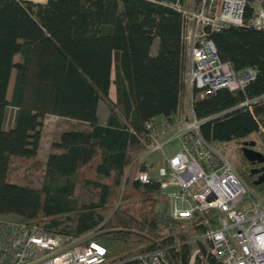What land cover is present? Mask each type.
<instances>
[{
    "label": "trees",
    "instance_id": "trees-1",
    "mask_svg": "<svg viewBox=\"0 0 264 264\" xmlns=\"http://www.w3.org/2000/svg\"><path fill=\"white\" fill-rule=\"evenodd\" d=\"M174 1L182 0H0L1 215L36 223L49 233L93 230L112 258L140 249L160 225L179 229L164 243L188 235L166 210L156 211V181L135 178L138 169L149 166L139 157L146 123L173 124L186 116L181 108L187 57ZM250 15L247 4L242 25L228 24L207 35L220 59L234 69L255 67L254 78L243 91L219 87L193 95L191 105L202 119L203 138L234 140L242 165L248 160L241 142L253 139L252 133L260 139H253L252 147L264 154V132L256 122L264 126V104H253L251 111L235 107L244 96L264 92V30L247 23ZM110 82L114 100L108 96ZM99 100L108 107L103 123L96 114ZM9 105L12 123L3 127ZM51 114L82 126L53 132L41 157L42 119ZM245 166L238 173L248 188L264 189V183H252ZM190 247L183 242L170 247L176 264H187Z\"/></svg>",
    "mask_w": 264,
    "mask_h": 264
},
{
    "label": "built area",
    "instance_id": "built-area-1",
    "mask_svg": "<svg viewBox=\"0 0 264 264\" xmlns=\"http://www.w3.org/2000/svg\"><path fill=\"white\" fill-rule=\"evenodd\" d=\"M247 4L251 7L247 23L264 30V0H194L191 9L179 1L171 4L181 15L180 39L188 60L182 72L190 88L188 119L171 131L164 124L146 123L139 157L159 151L160 164L155 177L149 169H138L135 178L143 183L156 181L167 200V214L188 235L164 243L179 229L170 231L160 225L158 234L145 240L140 249L112 258L93 230L49 233L36 223L0 214V264H176L169 249L182 242L195 244L187 264L202 256L200 249L207 264L208 260L212 264H264V194L254 195L215 143L203 138L199 132L202 119L195 117L191 107L193 95H206L219 87L243 91L254 78L255 67L234 69L220 59L207 35L228 24L242 25ZM256 103L264 104V92L244 96L235 107L251 111ZM256 122L264 132V126Z\"/></svg>",
    "mask_w": 264,
    "mask_h": 264
},
{
    "label": "rangeland",
    "instance_id": "rangeland-1",
    "mask_svg": "<svg viewBox=\"0 0 264 264\" xmlns=\"http://www.w3.org/2000/svg\"><path fill=\"white\" fill-rule=\"evenodd\" d=\"M193 1L194 0H183L181 3H182V5H184L186 7V9H191L194 6ZM155 47H156V43L153 42V44L151 46V51H154ZM16 58H17V55L15 54L13 56V61H15ZM187 61L188 60L186 58L185 67L187 65ZM13 73H14V69H11L10 74H9L7 89H6V98H9ZM111 78H112V72H111ZM189 95H190V88H189L188 84L183 81V98H182V108L181 109L183 112L186 113V116L182 117V118H180V120L176 121L174 123V125H172L168 129V131L173 130V128L178 126V124L183 123V122H185V120L188 119V111H187L186 106H187V99H188ZM196 95H198V94H196ZM102 104L108 109L107 105L104 102H102ZM13 114H14V107H12L10 105L7 106L6 110H5L4 118H3V123H2L3 127H8L12 123ZM42 122L44 124V127L41 129L42 136L38 140V147H37V154L41 157L44 156V154L48 148V141L53 138V136H52L53 132H55L61 128H64V127H81L82 126V122H77L75 120H69V119L64 118V117L59 118V117H56L55 115H52V114L43 118ZM250 136L251 137H249V138H253V139L257 140L258 142L260 141L258 132L252 133ZM172 143H174V142H172ZM170 145H171V142L166 144V146H165L166 151L169 149ZM215 145H216L217 149L219 151H221L223 153V155L231 162V164L237 170V172H239L240 170L244 171L246 169L245 164L244 165L240 164L241 161L239 159H237V156H236V145H237V143L234 142V140L217 142V143H215ZM255 147H256V145H255ZM257 147H258V144H257ZM160 157L161 156H160L159 151L150 152V153H147V154H144L141 156V160L146 161L147 163L150 162V163H148L149 166L147 169H149L151 171V175L153 177H155L157 165L160 164ZM249 190L254 195L260 196L261 194H264V189L259 190L257 188L250 186ZM166 208H167V200L164 196H162L159 193L158 199L155 203V209L157 212H163L166 210ZM3 215L7 216V217H15L12 214H3ZM190 246L194 247L195 244H190ZM200 251L202 253L201 254L202 256L201 257H195L193 264H207V259L204 258V250L200 249Z\"/></svg>",
    "mask_w": 264,
    "mask_h": 264
},
{
    "label": "water",
    "instance_id": "water-1",
    "mask_svg": "<svg viewBox=\"0 0 264 264\" xmlns=\"http://www.w3.org/2000/svg\"><path fill=\"white\" fill-rule=\"evenodd\" d=\"M254 142L253 139L243 140L240 149L248 161L262 163L250 168L249 173H256V177L252 179L253 184L264 183V154L252 147Z\"/></svg>",
    "mask_w": 264,
    "mask_h": 264
},
{
    "label": "crops",
    "instance_id": "crops-1",
    "mask_svg": "<svg viewBox=\"0 0 264 264\" xmlns=\"http://www.w3.org/2000/svg\"><path fill=\"white\" fill-rule=\"evenodd\" d=\"M32 1H38V2H43V1H45V0H32ZM183 1V0H182ZM181 1V2H182ZM180 2V3H181ZM193 3H194V1H193ZM171 4H172V2H171ZM182 4V3H181ZM108 96H109V98L111 99V100H114L115 99V93H114V85H113V83L112 82H110V84H109V86H108ZM102 100H99L98 102H97V107H96V114H97V119H98V121L100 122V123H103L104 121H105V119H106V115H107V111H108V109L102 104ZM166 127H165V130H167L168 131V129L172 126V125H174V123L173 124H164ZM140 159H141V157H140ZM143 161V160H142ZM143 162H145L146 164H148V163H150V162H146V161H143Z\"/></svg>",
    "mask_w": 264,
    "mask_h": 264
},
{
    "label": "flooded vegetation",
    "instance_id": "flooded-vegetation-1",
    "mask_svg": "<svg viewBox=\"0 0 264 264\" xmlns=\"http://www.w3.org/2000/svg\"><path fill=\"white\" fill-rule=\"evenodd\" d=\"M246 163H244V164H246L247 165V169L249 170L250 168H252V167H255V166H258V165H260V164H262V163H257V162H250V161H245ZM248 172V171H247ZM251 178H255L256 177V173H252L251 175Z\"/></svg>",
    "mask_w": 264,
    "mask_h": 264
},
{
    "label": "bare ground",
    "instance_id": "bare-ground-1",
    "mask_svg": "<svg viewBox=\"0 0 264 264\" xmlns=\"http://www.w3.org/2000/svg\"><path fill=\"white\" fill-rule=\"evenodd\" d=\"M103 244V243H102Z\"/></svg>",
    "mask_w": 264,
    "mask_h": 264
}]
</instances>
